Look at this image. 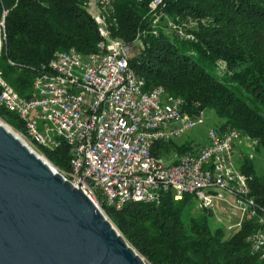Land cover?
I'll use <instances>...</instances> for the list:
<instances>
[{"label": "trees", "instance_id": "16d2710c", "mask_svg": "<svg viewBox=\"0 0 264 264\" xmlns=\"http://www.w3.org/2000/svg\"><path fill=\"white\" fill-rule=\"evenodd\" d=\"M150 0H114L116 23L111 36L124 43L138 34L143 48L128 65L145 80L144 90L161 85L196 114L211 109L221 131L234 128L264 149V0H164L163 11L177 23L194 22V39H182L159 24L152 27ZM7 40L0 54L4 79L21 96L30 95L35 70L55 52L75 49L84 56L97 51V25L80 0H0ZM157 32V34H156ZM187 42L190 50L179 43ZM8 60L14 62L11 65ZM219 67L222 74L213 69ZM0 118L25 134L17 114L0 108ZM59 170H70L69 145L60 139L49 147L28 138ZM170 147L179 154L195 151L184 141L159 142L152 152ZM240 169L250 177L251 195L264 205V170L257 174L249 159ZM184 194L172 191L157 203L130 202L121 210L102 207L118 231L148 264H264L253 256L246 236L257 224L246 220L236 232L208 223L206 211L195 212Z\"/></svg>", "mask_w": 264, "mask_h": 264}, {"label": "built area", "instance_id": "2783aa9c", "mask_svg": "<svg viewBox=\"0 0 264 264\" xmlns=\"http://www.w3.org/2000/svg\"><path fill=\"white\" fill-rule=\"evenodd\" d=\"M80 1L101 36L97 51L87 56L73 48L55 52L34 69L29 96L19 95L0 71V108L17 114L27 138L52 148L60 139L69 145L70 170L64 177L104 213V206L121 210L130 202L157 203L169 191L174 199L188 194L201 210L236 215L225 228L229 233L254 219L257 226L246 242L264 262V205L251 195L250 177L233 155L241 132L207 126V143L195 151L175 154L167 163L153 154L156 143L202 125L204 111H184L183 100L161 85L144 90L145 80L128 65L130 55L143 48L140 34L130 43L111 36L114 0ZM164 5V0L148 3L154 28L165 16ZM7 12L3 8L0 15V54L7 40ZM186 24L189 29L195 25ZM167 25L180 38L194 39L173 21Z\"/></svg>", "mask_w": 264, "mask_h": 264}, {"label": "water", "instance_id": "95a60500", "mask_svg": "<svg viewBox=\"0 0 264 264\" xmlns=\"http://www.w3.org/2000/svg\"><path fill=\"white\" fill-rule=\"evenodd\" d=\"M0 264H148L103 210L0 120Z\"/></svg>", "mask_w": 264, "mask_h": 264}, {"label": "rangeland", "instance_id": "374dc122", "mask_svg": "<svg viewBox=\"0 0 264 264\" xmlns=\"http://www.w3.org/2000/svg\"><path fill=\"white\" fill-rule=\"evenodd\" d=\"M171 18L165 14L164 18L161 20V25L168 28L167 22H169ZM173 21V20H171ZM174 22V21H173ZM188 22H182L177 23L174 22L175 25L180 26L181 28L189 29V26L186 24ZM170 29V28H169ZM173 30V29H170ZM181 48L183 50H190V46L187 42L179 43ZM213 72L216 75L222 74V70L219 69V67H216L213 69ZM180 98V97H179ZM204 111V123L202 125H199L198 127L188 131L187 133L181 135L180 137L176 138L174 141L176 144H180L184 141L193 142L197 147H201L207 143V138L205 136V128L207 126H215L217 127L220 124V119L215 115L214 111L211 109L203 110ZM0 120L9 125L11 129L16 132L27 144L33 148L36 152H38L34 146L30 143L27 136L23 133H20L16 131L10 124H8L6 121L0 118ZM160 154L158 156H161L164 162L171 161L175 154H179L178 150H176L172 147H170L169 150H165L164 148H159ZM40 155H42L44 158L48 159L45 155L38 152ZM234 160L235 163L240 165V163L244 159H249L252 161V163L255 166V170L257 174H260L264 170V149L261 148V150L257 151L256 149V143L255 141L249 139L246 136H243L241 134V137L239 139V142L235 145L234 151ZM49 160V159H48ZM50 161V160H49ZM53 165V164H52ZM54 166V165H53ZM57 171H59L63 176H66V174L69 172L68 170L62 171L59 170L56 166H54ZM190 205L194 208L195 212L200 213L202 210L198 208V200L195 197H192L189 201ZM206 218L208 220V223L212 225L213 227H222L226 228L227 223L233 222L237 216L236 215H227L224 210H220L219 208L212 210L210 212H205ZM229 233V231H227Z\"/></svg>", "mask_w": 264, "mask_h": 264}, {"label": "crops", "instance_id": "0c3cea01", "mask_svg": "<svg viewBox=\"0 0 264 264\" xmlns=\"http://www.w3.org/2000/svg\"><path fill=\"white\" fill-rule=\"evenodd\" d=\"M191 143H193V142H191ZM194 144V143H193Z\"/></svg>", "mask_w": 264, "mask_h": 264}, {"label": "bare ground", "instance_id": "6f19581e", "mask_svg": "<svg viewBox=\"0 0 264 264\" xmlns=\"http://www.w3.org/2000/svg\"><path fill=\"white\" fill-rule=\"evenodd\" d=\"M5 124V123H4ZM8 126V125H7Z\"/></svg>", "mask_w": 264, "mask_h": 264}]
</instances>
